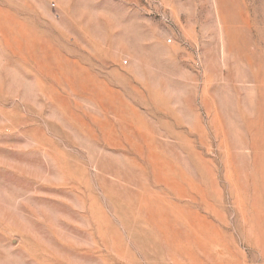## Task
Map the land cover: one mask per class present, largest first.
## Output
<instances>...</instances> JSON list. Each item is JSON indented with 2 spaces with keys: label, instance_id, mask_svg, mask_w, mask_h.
Here are the masks:
<instances>
[{
  "label": "rangeland",
  "instance_id": "obj_1",
  "mask_svg": "<svg viewBox=\"0 0 264 264\" xmlns=\"http://www.w3.org/2000/svg\"><path fill=\"white\" fill-rule=\"evenodd\" d=\"M0 264H264V0H0Z\"/></svg>",
  "mask_w": 264,
  "mask_h": 264
}]
</instances>
